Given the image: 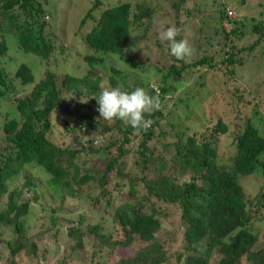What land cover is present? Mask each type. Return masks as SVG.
I'll return each instance as SVG.
<instances>
[{"label":"trees","instance_id":"obj_1","mask_svg":"<svg viewBox=\"0 0 264 264\" xmlns=\"http://www.w3.org/2000/svg\"><path fill=\"white\" fill-rule=\"evenodd\" d=\"M257 1L254 5L262 8L258 12L262 17L264 6ZM44 2L0 0V264L49 263L52 253L42 248L35 225L27 221L36 208L52 202L57 204L50 210L49 224L68 240L61 253L54 251L58 264L79 259L85 243L92 244L87 240L92 234L113 253L119 248L132 251L131 258L117 264H264V185L254 196L246 190L251 179L264 180V136L250 115L245 116L247 92L236 76L249 69L247 64L241 68L242 60L232 52L239 39L255 38L251 47H243L246 54L264 45V20L251 19L255 24L246 33L249 27L236 19L239 8L232 4L245 6L247 0H201L187 12L181 11L186 0H177L171 5L176 11L174 24L165 26L178 29L176 39H187L195 50L190 58L177 60L170 55L168 42L152 34L161 28L154 22L160 9L138 0H94L96 10L85 12L72 38L79 39L84 50L83 56L75 54L82 58L75 62L82 70L70 69L68 60L58 58L65 52L61 44L57 57L55 34H48L50 46L46 44L44 32L54 27ZM136 34L137 39L153 41L163 55L164 64L148 65L146 70L157 71L160 96L135 78L141 62L128 50L135 46ZM8 37L21 54L38 57L35 74L21 60L9 58ZM49 51L56 56V65L47 59ZM69 58L76 60L71 54ZM111 58L136 70L129 74L110 68ZM254 60L258 65L252 72L264 73V67L258 70L263 65L260 57ZM59 66L66 69L58 72ZM213 72L221 73L229 90L224 99L238 110L239 120L228 122L217 112L207 117L203 128L192 115H185L196 130L183 132L171 123L174 134L168 142L169 126L161 107L145 114L152 124L139 133L94 112L98 107L94 97L118 84L129 92L146 88L160 104L174 108L188 95L196 98L195 89L207 90V99L215 95L209 88L211 79H218ZM256 79L250 82V92L259 100L264 78ZM166 95H171L170 102ZM186 103L188 107L193 100ZM57 113L68 118L63 128L67 137L61 143L54 140L59 133ZM223 138L231 141L230 146L220 145ZM156 145L169 151L157 155ZM168 206L178 210V221L175 231L162 240V214Z\"/></svg>","mask_w":264,"mask_h":264},{"label":"rangeland","instance_id":"obj_2","mask_svg":"<svg viewBox=\"0 0 264 264\" xmlns=\"http://www.w3.org/2000/svg\"><path fill=\"white\" fill-rule=\"evenodd\" d=\"M42 3H45L44 0H40ZM94 0H47V4L44 5L47 10L52 14V20L50 22V25L54 27V29H51L53 33L56 35L57 40L55 42V54L58 55V45L61 44V46L64 48L65 52L62 57H58L60 59H64L65 61L68 60L66 66L68 68L78 67L79 69H84L82 66L76 65L75 62L82 61V58H78L75 56V54L83 56L84 50L79 43V39H73L76 37L75 32L77 30V27L80 23V21L83 19L85 12H87L89 9L92 8V3ZM130 1V0H129ZM137 1V0H136ZM140 3H144L148 6H153L155 10L160 9L161 12L159 13L157 19L154 21L155 25L161 26L163 25L164 28L169 25V23L174 24V15L176 14V11H174L173 7L171 6L172 3H174L177 0H138ZM201 0H186V3H184L181 6L182 12L192 11L193 7L198 4ZM259 3L257 0H247V3H249L251 6H253L255 3ZM262 6H264V0H261L260 2ZM249 4H246L245 6L239 5L236 6L235 3L232 4L233 8H239L237 12H235V17L239 21H244L245 26L249 27L246 33L250 32V29L252 28L251 25L255 24V21L264 20V15L260 17L258 15L259 10H262V8H259L254 5V8H250ZM71 8V11H69ZM68 9V10H67ZM93 10H96L92 8ZM68 13H65L67 12ZM233 15V16H234ZM232 16V17H233ZM183 20L185 19V13L182 15ZM254 18V22H251V19ZM169 22V23H168ZM172 26V25H170ZM251 27V28H250ZM161 29V28H160ZM159 29V31H160ZM159 31L152 30V34L159 33ZM143 30L140 31L138 34H142ZM186 34H190V32H186ZM9 38V37H8ZM136 34L135 40V46L133 48H130L128 50V53L131 56L136 57V60L138 62H141L139 64L140 70H136L133 68H130L128 65L123 64V62L118 61L115 58H111L112 60L108 61L107 66L110 68H117L119 67L120 70H124L128 72L129 74L133 73L135 70L137 72L138 76H135L140 82H145V87L149 90H156L155 83L160 80L159 76H156V70L152 68L150 73L146 72L148 65L151 66H159L164 64L163 61V55L158 50V48L154 45L153 41L149 40H140ZM254 37H249L248 40L242 41V39H239L238 41L235 40L233 44V53L236 54L237 58H240L242 60L241 68H244L247 64V69L240 70L237 73V80L240 83L239 85L244 87L246 89L247 94L244 96V104H243V110L246 112L245 116L250 115L249 118L252 119V122L254 125L259 129L260 134L264 136V95L262 99H257V96L252 94L250 92V82L257 80L261 81L264 78V73L252 72V66H257L258 63L254 60L255 56H259L263 65L258 68L260 70L262 67H264V45L260 43L259 45L255 46L249 54H246L243 50L244 48L250 47L252 43L254 42ZM8 44V52L9 58L13 60V62H17L15 60H21L22 63L27 64L30 69L33 70L35 74V70L40 67V62L38 61V57L31 55V54H21V52L17 51L15 47V42L12 40V38L7 39ZM69 54L73 55L76 60L70 59ZM56 56L52 54V56L49 58L51 59V62L54 64L53 58ZM260 61V60H259ZM57 63V62H56ZM56 65V64H54ZM65 67V66H64ZM63 66H59L57 68L58 72L61 70L66 69ZM161 67V66H160ZM60 68V69H59ZM200 71L206 72V75H211V70H202ZM210 72V73H209ZM264 72V68L262 70ZM256 73V74H255ZM213 74L217 75L218 79H211L210 87L214 90L215 95L210 94V96L206 99V95L208 93L207 90H200L195 89V97L193 98L191 95H186L187 99L183 100L182 102H178L176 107L174 108L173 104H161V109L164 111V115L167 116V125L174 124L175 127H178L179 130L183 132H190L196 130L194 128L193 121L191 119H184L185 115H192L191 118L195 120V123L199 126H202L205 128L207 126V117L214 116L217 112L224 115L225 119L230 122L232 120H235L238 117V110L234 107H230L227 105L229 101L226 98V95L228 93V89L224 87L221 73L217 74L216 72ZM74 76H77V72L73 73ZM218 80V81H217ZM145 88V89H146ZM184 89V86H181L179 89V92ZM31 88H28L26 91L22 93V95L27 94ZM147 90V89H146ZM262 92H260V95L262 96V93H264V87L262 88ZM155 92L158 93V96H160L159 90H156ZM171 95H166L164 98L170 102ZM201 98V99H200ZM222 98V99H221ZM206 100L202 102L203 100ZM224 99V100H223ZM189 100V103H191V100H193V104H188V107L183 104H187L186 101ZM174 101V100H173ZM173 103V102H172ZM202 103V104H201ZM213 103V104H212ZM175 104V103H174ZM221 107V108H220ZM190 109V110H189ZM225 111L227 114L222 113L220 110ZM98 113V111H94ZM54 117V116H53ZM68 118L65 116L60 115L57 113V115L54 117V121L56 123L55 129L58 130V135L54 137L55 141L57 143H61L65 138L67 137L65 135L64 131V123L66 122ZM165 129L169 132L168 133V139L167 141L170 142L173 140L171 136H173L174 132L168 127H165ZM230 140L229 139H222L220 142V145L222 147H228L230 146ZM162 144V143H161ZM164 144V143H163ZM170 149V148H169ZM166 151L164 150L162 145L155 146V153L157 155H163ZM171 152V149H170ZM264 160V159H263ZM129 166L130 170H133V165L127 164ZM128 168V171H130ZM22 183V181H20ZM264 185V180L257 178V179H251L249 181V184L246 187V190L248 193H250L252 196L256 195L258 188ZM121 196L122 194H117ZM5 198L2 197L1 204L5 203ZM57 203L52 202L49 207H46L44 209L39 208L38 210L36 208L35 213H31L29 215V219L27 221L28 224L35 225L33 227L35 233H39V238L41 240V246L42 248H45L52 254L48 256L47 261L48 264H58L57 259L54 258V251L58 249V252H62L65 245L67 244L68 240L65 236L62 234H55V228L50 226V218L53 215V212L50 211L53 209V211L56 208ZM177 209L173 207H167L166 208V215L162 214V229H161V237L163 239H168L169 234L173 233L175 231V225L178 221L177 219ZM264 229V226L262 227ZM45 234L41 235L42 232ZM3 234V236H5ZM88 242L85 243V247L81 250L80 257L77 260L71 261V264H94L98 260H102V262H107L108 264H117L118 262H122L124 260H128L133 256L132 251L130 249H120L113 253L112 250H110L107 247L101 246V241H99L95 235H91L88 237ZM262 239H264V232H262ZM261 239V240H262ZM69 245L68 247H70ZM175 246H177L175 244ZM174 250V248L172 249ZM54 262L52 263V261ZM27 264H33L31 261Z\"/></svg>","mask_w":264,"mask_h":264},{"label":"clouds","instance_id":"obj_3","mask_svg":"<svg viewBox=\"0 0 264 264\" xmlns=\"http://www.w3.org/2000/svg\"><path fill=\"white\" fill-rule=\"evenodd\" d=\"M46 20H49V18ZM48 34L54 33L52 30L44 32V40L47 45H49V39L51 38ZM178 35L179 31L175 27L164 28L161 25L157 38L161 41L168 42L170 55L177 60H185L190 58L195 50L187 39L177 40L176 37ZM48 54L47 59L49 60L53 53L49 51ZM94 98L98 105L97 111L99 116L103 120H120L126 126H130L135 133H139L141 130H146L150 127L152 121L146 120L145 114L158 111L161 107L159 97L149 95L143 87H136L129 92L123 90V85L118 84L115 87L103 89L99 97Z\"/></svg>","mask_w":264,"mask_h":264}]
</instances>
